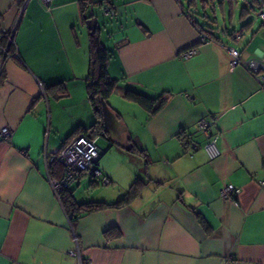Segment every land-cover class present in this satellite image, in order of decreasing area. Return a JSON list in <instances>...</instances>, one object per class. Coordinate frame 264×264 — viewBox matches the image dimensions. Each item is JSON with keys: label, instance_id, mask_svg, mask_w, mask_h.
I'll return each mask as SVG.
<instances>
[{"label": "crops", "instance_id": "obj_1", "mask_svg": "<svg viewBox=\"0 0 264 264\" xmlns=\"http://www.w3.org/2000/svg\"><path fill=\"white\" fill-rule=\"evenodd\" d=\"M92 2L88 14L102 10ZM104 2L111 19L97 26L117 80L107 103L131 145L102 130L97 164L110 182L82 176L67 189L77 202L114 203L140 183L119 207L66 213L49 181L61 167L48 161L96 119L90 31L80 0H0V130L11 132L0 140V264H264V85L244 65L264 60V0H244L238 28L209 22L210 42L189 0ZM128 91L168 97L149 114ZM201 119L219 134L210 150ZM227 184L232 197L221 196Z\"/></svg>", "mask_w": 264, "mask_h": 264}, {"label": "trees", "instance_id": "obj_2", "mask_svg": "<svg viewBox=\"0 0 264 264\" xmlns=\"http://www.w3.org/2000/svg\"><path fill=\"white\" fill-rule=\"evenodd\" d=\"M189 4L192 7L196 6L195 0H189ZM229 5L234 3V0H227ZM92 0H80V10L84 21L88 19V9H91ZM197 8V7H195ZM208 21V22H207ZM210 21L204 20L200 22L199 20L194 21V24L197 25L198 29L202 32H209L206 27H209ZM207 34V33H206ZM3 40L2 37H0ZM6 45H2L3 48H7V51H13V44L7 45V40L4 42ZM111 57L110 52L104 47L101 42L99 29L97 28L95 32L90 33L89 35V64L87 71L88 78V87H87V100L92 108L94 115L96 116L95 122L90 125L83 132L87 134L86 131L90 132L91 137L100 134L102 131V114H101V99H104L107 102V99L112 94L114 87L117 83V80L112 78L107 70V65ZM54 86H59L55 84ZM61 94L64 95L65 91L61 88ZM127 99L133 100L140 104L144 109L148 111L149 114L155 113L167 100V94H161L157 98H148L142 94L128 91L125 95ZM135 147V146H134ZM132 147L129 151H131ZM134 149V148H133ZM56 165L59 168V164L52 163V166ZM139 180H136L132 183L126 194L114 203H105V202H77L73 196L68 192V189H65L61 192L60 201L61 204L71 219H75L81 213L91 212L102 207L112 206L119 207L125 203L127 197L132 195L138 188Z\"/></svg>", "mask_w": 264, "mask_h": 264}, {"label": "built area", "instance_id": "obj_3", "mask_svg": "<svg viewBox=\"0 0 264 264\" xmlns=\"http://www.w3.org/2000/svg\"><path fill=\"white\" fill-rule=\"evenodd\" d=\"M53 0H41L46 9H50ZM100 3L103 14H112L111 9L105 4L104 0H95ZM258 16L264 21V6L258 13ZM234 36H239L238 32H235ZM213 38L207 36L203 32H200V42H210ZM13 44V38L8 37L7 45ZM3 53L7 54V48H2ZM195 47H189L181 52L182 57H190L195 53ZM232 64L238 63L237 54L233 53ZM257 77V79L264 85V60L252 58L244 63ZM199 127L205 133L207 141L204 143L203 147L206 150H210L216 147V143L219 137L218 133L210 132V124L208 121L201 119L199 122ZM10 129L8 127H3L0 130V140L5 139L10 136ZM101 151L96 146L94 139L87 134H79L72 141L66 143L59 149H56L53 154L49 157V166L52 163H57L61 167V174L55 177L49 174L50 184L60 200L61 192L67 189L73 182L82 176L98 179L103 184H108L110 182L109 177L105 175L101 169L98 167V159L100 157ZM239 190L231 184H227L221 190V196L232 197ZM73 253V252H72Z\"/></svg>", "mask_w": 264, "mask_h": 264}, {"label": "rangeland", "instance_id": "obj_4", "mask_svg": "<svg viewBox=\"0 0 264 264\" xmlns=\"http://www.w3.org/2000/svg\"><path fill=\"white\" fill-rule=\"evenodd\" d=\"M195 3H196V7L198 8L196 18L200 22H202L203 19L209 20L211 25L215 29L217 27H226V29L229 30L231 28H238L240 26L239 8L244 3V0H240V2L236 3L238 7L234 11L232 24H229L230 8L228 9V3L224 2V0H195ZM221 6L224 7L221 8ZM93 9H94L93 13L97 17V22L99 23L100 26L102 25L103 22H108V19H111V17H105L102 14V10L99 7L94 6ZM101 139L102 137L100 136H96L94 138V142L96 146L100 149H102L103 147Z\"/></svg>", "mask_w": 264, "mask_h": 264}, {"label": "water", "instance_id": "obj_5", "mask_svg": "<svg viewBox=\"0 0 264 264\" xmlns=\"http://www.w3.org/2000/svg\"><path fill=\"white\" fill-rule=\"evenodd\" d=\"M85 23L90 33L95 32L98 28L97 18L92 10H90L88 19H86ZM101 114L103 132L108 133L110 139L115 143L121 146L129 147L131 144L128 141L126 126L120 122L114 111H112L104 99H101Z\"/></svg>", "mask_w": 264, "mask_h": 264}]
</instances>
